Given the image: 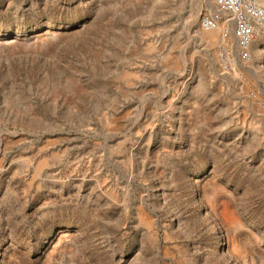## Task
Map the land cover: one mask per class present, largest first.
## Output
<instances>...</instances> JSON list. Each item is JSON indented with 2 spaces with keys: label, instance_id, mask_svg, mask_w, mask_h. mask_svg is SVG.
Here are the masks:
<instances>
[{
  "label": "rangeland",
  "instance_id": "rangeland-1",
  "mask_svg": "<svg viewBox=\"0 0 264 264\" xmlns=\"http://www.w3.org/2000/svg\"><path fill=\"white\" fill-rule=\"evenodd\" d=\"M205 1L0 0V264H264V31Z\"/></svg>",
  "mask_w": 264,
  "mask_h": 264
},
{
  "label": "built area",
  "instance_id": "built-area-1",
  "mask_svg": "<svg viewBox=\"0 0 264 264\" xmlns=\"http://www.w3.org/2000/svg\"><path fill=\"white\" fill-rule=\"evenodd\" d=\"M217 8L230 15L237 39L235 58L240 63H248L252 55L253 43L264 31V0H214ZM220 16H204L201 27L216 30ZM229 55L225 54L226 59Z\"/></svg>",
  "mask_w": 264,
  "mask_h": 264
},
{
  "label": "bare ground",
  "instance_id": "bare-ground-1",
  "mask_svg": "<svg viewBox=\"0 0 264 264\" xmlns=\"http://www.w3.org/2000/svg\"><path fill=\"white\" fill-rule=\"evenodd\" d=\"M204 3H207V5H208V7H209V10L214 14V15H216V14H221V15H223L224 17H226L227 18V20H228V22L232 25V28L231 29H233V31H234V24H233V22H232V19H231V17H230V15L229 14H227V13H224V12H221L218 8H217V6H216V4H215V2L213 1V0H206ZM203 3V4H204ZM206 5V6H207ZM228 22H225V25H224V21L222 22V20L221 21H219V26H218V28L216 29V30H203V32H202V36H201V38H200V41L201 42H203L204 44L205 43H208L210 46H214V45H216V43H218L220 40H221V35L223 34L222 32H223V30H225L226 29V27L227 26H229L227 23ZM234 33V32H233ZM234 35V34H233ZM237 41V40H236ZM255 43V42H254ZM254 43H253V45H254ZM253 47V46H252Z\"/></svg>",
  "mask_w": 264,
  "mask_h": 264
}]
</instances>
